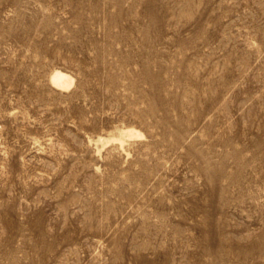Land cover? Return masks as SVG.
<instances>
[{"label": "rangeland", "instance_id": "374dc122", "mask_svg": "<svg viewBox=\"0 0 264 264\" xmlns=\"http://www.w3.org/2000/svg\"><path fill=\"white\" fill-rule=\"evenodd\" d=\"M0 264H264V0H0Z\"/></svg>", "mask_w": 264, "mask_h": 264}, {"label": "bare ground", "instance_id": "6f19581e", "mask_svg": "<svg viewBox=\"0 0 264 264\" xmlns=\"http://www.w3.org/2000/svg\"><path fill=\"white\" fill-rule=\"evenodd\" d=\"M51 81L60 88H69L70 86L73 85L74 78L63 71L57 70L52 73ZM132 136L133 137L140 136L139 132L136 131L134 128L125 129L120 133L121 139Z\"/></svg>", "mask_w": 264, "mask_h": 264}]
</instances>
